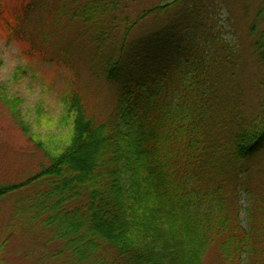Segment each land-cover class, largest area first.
<instances>
[{"label":"trees","instance_id":"trees-1","mask_svg":"<svg viewBox=\"0 0 264 264\" xmlns=\"http://www.w3.org/2000/svg\"><path fill=\"white\" fill-rule=\"evenodd\" d=\"M244 2L231 0L236 14ZM20 3L1 11L7 42L114 87L116 98L101 111L78 89L65 92L69 135L51 149L0 84L39 161L0 177V206L13 203L5 218L0 207L1 234L36 233L51 264H264L260 10L248 22L240 7L246 32L235 28L231 42L217 16L227 6L235 25L227 0Z\"/></svg>","mask_w":264,"mask_h":264},{"label":"rangeland","instance_id":"rangeland-1","mask_svg":"<svg viewBox=\"0 0 264 264\" xmlns=\"http://www.w3.org/2000/svg\"><path fill=\"white\" fill-rule=\"evenodd\" d=\"M20 1L26 0H0L1 11L10 13ZM231 3V0H227ZM234 1V0H233ZM233 3V2H232ZM232 5V21L234 26H229L228 8L222 5L218 8L217 16L220 19V27H223L222 35L229 41L234 42L231 31H239L245 34L243 26L244 13L248 15V22L255 18V14L260 10L259 28L264 27V0H245L244 4L238 7L237 14L235 7ZM238 6V5H237ZM243 10V14L240 10ZM258 23V21H257ZM225 27V28H224ZM144 31H149V24L146 28L141 27ZM141 30V31H142ZM143 32V31H142ZM136 31L133 35L142 34ZM25 44L21 41L7 42L0 26V84L5 87L7 97L20 98L22 104L19 111L22 114L23 122L30 126L42 144L53 149L54 144L66 143V137L69 135L70 129L69 119L64 121V107L61 96L72 88L78 89L84 94L85 98L90 97L95 103H98L101 111L112 108L115 100V89L112 86L105 85L102 82L95 81L84 74V72H75L74 68H67L56 63H47L43 57L38 58L31 52L23 51ZM36 148L31 145L27 137L21 133V130L12 122L7 107L0 103V177L16 178L33 171L39 162L35 152ZM34 160V161H33ZM257 182V181H256ZM12 202H2L1 214L6 217V212L10 208ZM240 204L242 205L241 218L243 225L246 223L244 208L247 205L245 195L241 193ZM3 219V218H2ZM34 232V231H33ZM8 233L1 234L0 242L8 236ZM36 233H25V231H14L12 238L8 241L4 251L0 253V264H51L49 254L46 260H40V249L35 242ZM39 242V241H38ZM36 243V244H35ZM31 246H34L31 248ZM48 260V261H47ZM4 261V262H2Z\"/></svg>","mask_w":264,"mask_h":264}]
</instances>
